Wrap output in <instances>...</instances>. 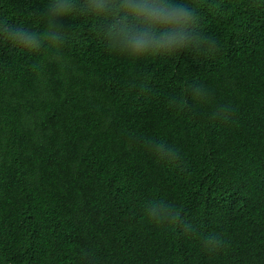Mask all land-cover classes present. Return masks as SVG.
I'll list each match as a JSON object with an SVG mask.
<instances>
[{
    "label": "trees",
    "instance_id": "16d2710c",
    "mask_svg": "<svg viewBox=\"0 0 264 264\" xmlns=\"http://www.w3.org/2000/svg\"><path fill=\"white\" fill-rule=\"evenodd\" d=\"M196 2L211 56L130 60L82 15L55 52L0 40V264H264V0ZM46 3L0 14L34 26ZM150 199L193 231L144 220Z\"/></svg>",
    "mask_w": 264,
    "mask_h": 264
},
{
    "label": "clouds",
    "instance_id": "9594fccd",
    "mask_svg": "<svg viewBox=\"0 0 264 264\" xmlns=\"http://www.w3.org/2000/svg\"><path fill=\"white\" fill-rule=\"evenodd\" d=\"M199 6L196 0H47L34 26L13 21L5 6V13L0 14V40L24 53L55 52L65 38L62 19L82 15L101 21L100 38L107 48L130 60L170 56L182 51L211 56L218 43L199 30ZM191 94L199 98L202 90L194 86ZM145 146L164 163L177 158L176 150L161 140H148ZM142 215L158 227L193 231L192 225L180 222L175 206L162 200H147ZM203 242L210 247L219 243L211 235Z\"/></svg>",
    "mask_w": 264,
    "mask_h": 264
}]
</instances>
